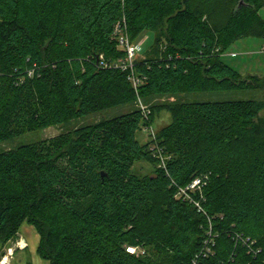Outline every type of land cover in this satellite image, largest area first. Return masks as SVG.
<instances>
[{
  "label": "trees",
  "instance_id": "obj_1",
  "mask_svg": "<svg viewBox=\"0 0 264 264\" xmlns=\"http://www.w3.org/2000/svg\"><path fill=\"white\" fill-rule=\"evenodd\" d=\"M263 9L264 0H0V143L129 107L0 153V242L28 223L49 264H264V102L177 100L254 89L222 56L239 39H264ZM117 26L132 41L155 34V54L135 62L137 88L118 66ZM140 102L172 114L153 141L172 158L154 176L132 171L155 157L137 137ZM196 177L203 210L177 196Z\"/></svg>",
  "mask_w": 264,
  "mask_h": 264
},
{
  "label": "rangeland",
  "instance_id": "obj_2",
  "mask_svg": "<svg viewBox=\"0 0 264 264\" xmlns=\"http://www.w3.org/2000/svg\"><path fill=\"white\" fill-rule=\"evenodd\" d=\"M261 15L264 18V9L261 11ZM154 37L155 34L151 31L142 32L133 41L129 37L131 44H137L140 46V50L137 51L134 62H136V60H144L150 55L155 54L151 47ZM160 48L164 49L163 45H161ZM222 58L225 63L242 74L245 79H248V82H253L254 89L182 94L177 96V100L183 102H222L238 100H257L264 102V82H262L264 81V39L258 37L239 39L228 47ZM252 75L259 76L261 81H252L250 78ZM157 101L160 102V104H165V102L175 101V98L163 97ZM128 109V106H120L102 113L87 116L85 118L75 119L64 125L52 126L46 129L26 133L15 139L0 143V153L18 148L22 145L33 144L42 140L53 138L60 135L61 133L72 131L76 127L82 125L91 124L102 119L121 115ZM149 110L150 114L145 118L141 130H139L137 133V137L142 145H150V149L154 151L153 154L155 157L153 156V160L148 158L139 159L133 165L132 171L139 177L154 176L156 174L157 167H164L168 160L172 158V155L169 154L165 149L158 147L155 142L153 143V141L156 140V136H158V134L164 128L168 127L172 123V114L163 107L157 109L153 113L151 112V108ZM260 118H264V109L258 113L256 120L258 121ZM27 226L29 225H24V229H26L25 227ZM19 237L20 236L18 234L16 239L2 246L0 250V264H10V261L15 256L14 254L17 253L18 250H23L26 248L20 247L21 240ZM11 249L12 252H10ZM32 250L33 249H30L28 251L27 260L22 264H34V255Z\"/></svg>",
  "mask_w": 264,
  "mask_h": 264
},
{
  "label": "built area",
  "instance_id": "obj_3",
  "mask_svg": "<svg viewBox=\"0 0 264 264\" xmlns=\"http://www.w3.org/2000/svg\"><path fill=\"white\" fill-rule=\"evenodd\" d=\"M116 38L119 42V45L121 48L125 49L126 51V58L124 60H121L118 64L123 70H126L129 72V78L132 81L135 88L138 87V85L141 83V79L137 76L135 72V56L138 50H140V46L137 44H131L129 35L127 33V28L123 29L121 26H117L115 31ZM140 107L143 111L144 117H148L150 114L149 108H147L142 102H140ZM204 184V179L202 177H196L193 182L188 185L187 187H179L177 191V196L182 197L186 200H189L199 208V210H203L202 206L200 205V202L194 197V194L196 192H200L202 195V187ZM21 241L20 247L25 248L27 245L26 243H23ZM209 250V249H207ZM128 251L131 253H144L141 249H138L136 247H128ZM12 252V249L10 250Z\"/></svg>",
  "mask_w": 264,
  "mask_h": 264
},
{
  "label": "crops",
  "instance_id": "obj_4",
  "mask_svg": "<svg viewBox=\"0 0 264 264\" xmlns=\"http://www.w3.org/2000/svg\"><path fill=\"white\" fill-rule=\"evenodd\" d=\"M24 225H29L25 227L27 230L24 229ZM31 235H33L34 237ZM19 236H20L19 238L21 241H25L27 243V246L25 249L18 250V252L14 254L15 256L10 261V264H22L23 262H25L27 260L28 251L30 249H33L32 253L34 255V258H33L34 264H49L48 261L42 259L40 255L38 254L40 235L33 225L24 223L20 229ZM2 246L3 244L0 242V250Z\"/></svg>",
  "mask_w": 264,
  "mask_h": 264
},
{
  "label": "bare ground",
  "instance_id": "obj_5",
  "mask_svg": "<svg viewBox=\"0 0 264 264\" xmlns=\"http://www.w3.org/2000/svg\"><path fill=\"white\" fill-rule=\"evenodd\" d=\"M23 243H26V242H25V241H23V242H22V244H23ZM26 245H27V243H26Z\"/></svg>",
  "mask_w": 264,
  "mask_h": 264
},
{
  "label": "water",
  "instance_id": "obj_6",
  "mask_svg": "<svg viewBox=\"0 0 264 264\" xmlns=\"http://www.w3.org/2000/svg\"><path fill=\"white\" fill-rule=\"evenodd\" d=\"M104 175V174H103Z\"/></svg>",
  "mask_w": 264,
  "mask_h": 264
}]
</instances>
